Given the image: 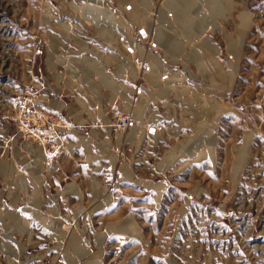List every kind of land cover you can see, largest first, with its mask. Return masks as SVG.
<instances>
[{"label":"rangeland","instance_id":"374dc122","mask_svg":"<svg viewBox=\"0 0 264 264\" xmlns=\"http://www.w3.org/2000/svg\"><path fill=\"white\" fill-rule=\"evenodd\" d=\"M0 264H264V0H0Z\"/></svg>","mask_w":264,"mask_h":264}]
</instances>
